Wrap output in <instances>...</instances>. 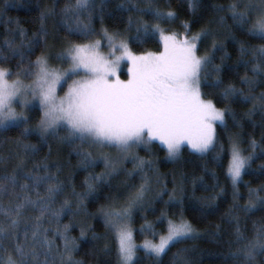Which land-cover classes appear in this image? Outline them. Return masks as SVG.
Here are the masks:
<instances>
[{"label": "snow or ice", "instance_id": "snow-or-ice-1", "mask_svg": "<svg viewBox=\"0 0 264 264\" xmlns=\"http://www.w3.org/2000/svg\"><path fill=\"white\" fill-rule=\"evenodd\" d=\"M4 2L7 5L8 0ZM183 2L193 19L180 21L182 32L169 27L179 19L171 0H164V6L160 0H143V7L139 0H121L117 9L129 14L126 25L111 29L103 26L106 0H65L63 6L52 0L50 6L37 5L38 27L31 34L19 20L7 17L6 7H0L4 24L14 25L0 38V264H83L76 259L78 238L69 234L73 223L62 224V217L84 210L86 200L101 198L104 202L93 215L103 219L118 264H138L141 250L153 264H165L173 248L177 250L169 264H191L190 250L177 247L200 236L184 215L183 184L174 185L171 192L161 187L149 200L151 174L157 172L158 163L153 147L165 153L167 162L178 161L187 148L221 169L232 188L229 215L264 212V184L253 188L243 180L259 142L250 139L245 147L240 133L221 139L218 132L219 128L227 131L228 117L235 121L229 105L237 100L252 102L245 113L248 117L264 113V91L255 93L257 85L264 83V44L239 40L233 32L264 41V0H229L212 6L214 12L224 13L218 23L227 30L225 39L238 45L232 66L225 64L230 57L216 30L205 25L192 31L203 0ZM49 20L54 24L51 32ZM61 31L64 37L55 50L49 36L55 39ZM148 39H156L161 46L158 52L133 51L131 45L140 46ZM209 39L210 45L200 54ZM217 52L223 53L219 64L215 63ZM125 63L127 79H122ZM249 64L252 76L247 75ZM240 67L246 69L240 82L247 86V94L224 79L226 71L238 72ZM204 88L212 89L224 107L205 99ZM37 113L39 119L32 123ZM32 137L37 143L31 142ZM50 140L68 146L69 155L77 160L75 170L87 173L82 191L72 184L74 172L61 178L62 165L49 161L50 145L48 154L39 158ZM5 144L11 146L7 152ZM141 150L145 156L139 154ZM128 163L131 169L125 168ZM100 165V172L92 171ZM260 170L264 174V164ZM204 171L219 191L202 198L208 202L193 210L200 215L215 210L216 200L226 191L214 169L205 166ZM121 173L126 177L125 193L104 194ZM136 177L139 184L129 182ZM155 182L160 183L158 177ZM241 184L248 196L243 205L239 203ZM165 194L167 200H163ZM156 200L165 207L152 221L142 216L145 222L134 230L135 214L148 208L155 213ZM175 205L180 211L169 213L168 207ZM230 222H235V228L229 243L237 247L225 260L258 264V257H264V223H254L249 236L247 229L241 230L238 215H231ZM88 231L90 226H82L80 238ZM136 233L145 237L140 244ZM93 239L98 237L94 234Z\"/></svg>", "mask_w": 264, "mask_h": 264}, {"label": "trees", "instance_id": "trees-1", "mask_svg": "<svg viewBox=\"0 0 264 264\" xmlns=\"http://www.w3.org/2000/svg\"><path fill=\"white\" fill-rule=\"evenodd\" d=\"M59 5L63 6L65 0H58ZM229 0H203V6L198 13V22L191 25L192 31L195 32L199 30L202 26L208 25L212 29L218 32V39L224 40L225 49L224 51L229 54V59L225 61V64L232 66L235 64L238 58V45L233 43L231 39H225L227 30L221 27L218 23L219 15H224V13H216L212 10L213 5H224L227 4ZM121 3V0H106V10L105 19L103 26L109 29L114 27L123 28L126 25L128 13L122 12L117 9V5ZM140 6L143 7V0H139ZM162 6H164V0H160ZM52 0H8L7 5H5L4 0H0V7L7 8V17H11L13 20H19L21 26L28 29L29 34L38 27V21L36 17L38 16L37 5L40 7L50 6ZM171 7L179 14V19L175 24L169 27L173 31L182 32L183 29L180 27V21H191L193 19L192 14L187 10L186 3L183 0H171ZM148 19L149 17H145ZM4 17H0V38H2L6 33V28H12V24H4ZM212 21L211 24L208 22ZM50 32L54 27L53 21L49 20ZM231 19L226 20V24L231 25ZM96 27L100 28V21H96ZM237 39L242 41H248L252 45L264 44V41L250 38L246 35L241 34L233 29ZM64 37L63 31H61L55 39L53 36H49V43H55L56 49H59V44L61 39ZM158 39V38H157ZM211 40L201 46L200 54H203L207 47L210 45ZM133 51L136 53H144L148 51L158 52L161 46L156 42V39H148L146 43L140 46L135 44L131 45ZM39 54V53H37ZM223 55L222 52H217L215 57V63H220V56ZM35 59V57H33ZM250 59V57H249ZM53 63H56L53 61ZM7 66V65H5ZM251 64L248 66L247 75L252 76L250 71ZM246 69L240 67L238 72L226 71L224 79L226 82L231 80L237 88L243 89L245 94H247V86L240 82V77L245 75ZM211 75H214L211 74ZM210 75V78H211ZM126 76V72L123 71L121 75L122 78ZM203 91L207 93L205 99H213L216 102L217 107H224V103L219 100V98L213 93L212 89L204 88ZM264 91V83H259L255 88V93L258 94ZM230 108L235 113V121L232 117L227 118L228 128L225 131L222 128L218 129L221 139H224L228 133H240L247 147V142L250 139H255L259 142L260 147L257 148V155L251 162V169L248 170L243 176V180L248 182L249 187H257L264 184V174L260 170V165L264 164V140L261 139L262 134H264V113L257 111L251 117L245 115L249 108L252 106V102H236L231 103ZM39 119L38 113L33 116L32 123H35ZM63 134V133H61ZM8 135L15 136V132H10ZM32 143H37V138H30ZM49 145L51 146V155L48 159L51 163L59 162L62 165L61 178L68 176L70 173L74 172L72 178V184L75 186L76 190L82 191V181L86 172L75 170L77 163L76 157L74 155H69V148L66 145H59L54 140H50L48 145L43 146L40 157L42 158L49 152ZM9 147L5 144L3 151L7 152ZM107 151V150H106ZM153 153L155 158L158 160L157 172L151 174L153 176V193L149 194V200L159 191L161 187L166 186L168 192H171L174 185L183 184L184 192V215L185 218L191 222L196 231L200 234L198 239L188 240L184 244L178 245L177 247H187L190 251L187 253L191 264H233V262L228 259L225 260L229 251L235 250L237 245L235 243L230 244L229 241L233 240V229L235 228V222H230L231 215H238L240 218L241 230L247 229V235H251L254 223H264V212L256 211L248 216H245L242 212H233L229 215V208L232 204V188L230 181H226L224 174L221 169L217 168L215 165L201 159L197 154L191 153L190 150L185 148L178 161L167 162L165 161V153L160 151L158 148L153 147ZM113 154H115L113 152ZM141 156H145L144 151H140ZM205 166L209 169H214L217 173V178L222 187L226 189L223 196L216 200V207L213 211H208L203 215L195 213L193 210L197 209L203 203L208 201L202 199L206 197L216 196L219 191L218 188H214L213 185L216 181L213 177L204 171ZM103 165L95 168L92 171L100 172ZM126 169H131L132 164L128 163L125 165ZM159 178L160 183H156V178ZM202 178V182L200 180ZM126 179L124 173H121L112 180L111 190L105 189L104 194L106 195H123L125 189L123 188L122 182ZM130 183L139 184V177L134 180H130ZM240 193L242 198L239 203L243 205L247 202V188L240 185ZM70 192V189L68 190ZM264 195V193H261ZM177 195H180L178 192ZM168 195L163 196V200H167ZM103 199L99 202H92L91 200L85 201V209L81 210L79 213L72 215L67 214L62 217V224L73 223V228L69 233L71 237H76L77 243L79 245L78 251L76 253V259L81 260L83 264H118L117 255L115 250V244L109 233L106 232L103 219L99 216H94ZM153 207L155 208V213H153L152 208H148L144 212H138L135 214V219L133 222L134 230H138L140 225L144 223L142 216L146 217L148 221L155 219L156 215L162 208L165 207L162 200H156ZM73 211L75 212V203L73 204ZM169 213L179 212L180 206H169ZM54 226V225H53ZM82 226H90L91 231L86 233V236L80 238V231ZM95 234L98 239H93ZM136 243L140 244L145 239L144 236L138 233L134 236ZM105 245H108L105 248ZM177 248H173L172 251L165 257V264H169L172 253L175 252ZM138 264H153V261L148 257L143 255L141 250L138 253ZM264 261V257H258V264Z\"/></svg>", "mask_w": 264, "mask_h": 264}, {"label": "rangeland", "instance_id": "rangeland-1", "mask_svg": "<svg viewBox=\"0 0 264 264\" xmlns=\"http://www.w3.org/2000/svg\"><path fill=\"white\" fill-rule=\"evenodd\" d=\"M148 52H152V51H148ZM144 53H146V52H144ZM153 53H155V52H153ZM137 54H142V53H137ZM66 66V65H65ZM123 71H125L126 72V76L124 77V78H122V79H127V65H126V63L125 64H123ZM14 78V77H13ZM60 95H63V92H60L59 93ZM17 111H20V109L19 108H17Z\"/></svg>", "mask_w": 264, "mask_h": 264}]
</instances>
